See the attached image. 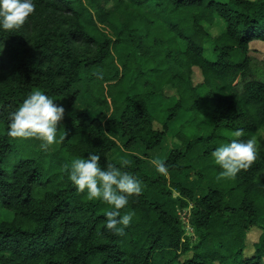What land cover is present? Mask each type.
I'll return each mask as SVG.
<instances>
[{
    "label": "trees",
    "instance_id": "16d2710c",
    "mask_svg": "<svg viewBox=\"0 0 264 264\" xmlns=\"http://www.w3.org/2000/svg\"><path fill=\"white\" fill-rule=\"evenodd\" d=\"M34 3L21 28L0 32V208L14 213L0 219V264H264V69L250 55L264 42V0ZM167 87L173 106L154 110ZM36 90L65 109L52 152L8 136V114ZM172 130L164 178L151 154ZM248 139L251 167L217 180L211 153ZM88 153L102 167L128 160L121 170L142 181L120 210L134 213L122 234L105 227L111 206L68 179Z\"/></svg>",
    "mask_w": 264,
    "mask_h": 264
},
{
    "label": "clouds",
    "instance_id": "9594fccd",
    "mask_svg": "<svg viewBox=\"0 0 264 264\" xmlns=\"http://www.w3.org/2000/svg\"><path fill=\"white\" fill-rule=\"evenodd\" d=\"M34 11V0H0V32H15ZM64 112V107L54 103L48 95L39 90L33 91L8 114V136L21 140L35 139L40 141V149L47 151L64 139L63 136L57 137V125L63 119ZM241 135V131H236V137ZM211 155L221 169L216 179H233L255 161L256 141L232 140L217 147ZM100 159V155L95 153H88L86 158L73 159L67 168L68 179L77 192L86 191L88 199L100 200L111 206V210L106 212L105 227L122 234L134 213L121 215L120 210L128 205L130 197L142 193V181L121 170L130 164L128 160L122 159L119 167L111 163L102 167ZM152 163L161 176L168 177L169 169L164 162L153 160Z\"/></svg>",
    "mask_w": 264,
    "mask_h": 264
},
{
    "label": "rangeland",
    "instance_id": "374dc122",
    "mask_svg": "<svg viewBox=\"0 0 264 264\" xmlns=\"http://www.w3.org/2000/svg\"><path fill=\"white\" fill-rule=\"evenodd\" d=\"M215 34H219L221 32V29L219 27H214V31ZM209 54H210V50H208ZM250 55H252L253 57H255L258 60V66H260V70L264 69V42L257 40V41H253L251 43V47H250ZM193 81L194 83L200 84L203 81V76L201 73V70L198 68L194 69L193 72ZM165 95L167 97V99H161V98H157L154 100V110H157L159 107L160 108H169L173 106V99L171 98H175L178 97V93L170 88L167 87L165 89ZM190 118V114L186 113V111H181L180 115L177 118V126L180 127V125L182 124V122L188 120ZM162 123L160 122H155V127L156 128H162ZM57 130L59 131L58 125H57ZM57 131V132H58ZM174 142H180L179 139L177 137H175V133L174 131H169L168 133V141L167 143L164 145V147L162 148H158L156 149L152 154H151V160H159L165 156H167V149H171L173 148V143ZM40 145V141H37L36 143V147H39ZM58 143L50 146L48 148L47 151L52 152L54 151L56 148H58ZM8 161V159H7ZM177 194V193H176ZM189 213H190V208L185 209L184 211H181V216L184 220V222H186V224H188V218H189ZM14 217V213L12 211L6 210V209H1L0 208V219L3 220H12ZM187 227L189 228V224L187 225ZM189 233H192V229L189 228ZM258 236H259V232H252L249 234L248 236V242H249V247L247 248L246 252L248 254H251L254 250V244L257 242L258 240ZM192 256V252H189L188 254H186L185 256L182 257L181 261H185L186 259L190 258Z\"/></svg>",
    "mask_w": 264,
    "mask_h": 264
}]
</instances>
